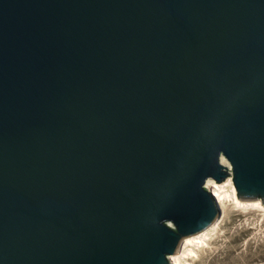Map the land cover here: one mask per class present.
Here are the masks:
<instances>
[{
  "label": "water",
  "instance_id": "1",
  "mask_svg": "<svg viewBox=\"0 0 264 264\" xmlns=\"http://www.w3.org/2000/svg\"><path fill=\"white\" fill-rule=\"evenodd\" d=\"M227 177L264 205V0H0V264H171Z\"/></svg>",
  "mask_w": 264,
  "mask_h": 264
},
{
  "label": "rangeland",
  "instance_id": "2",
  "mask_svg": "<svg viewBox=\"0 0 264 264\" xmlns=\"http://www.w3.org/2000/svg\"><path fill=\"white\" fill-rule=\"evenodd\" d=\"M262 206L263 208H241L233 204L225 205L206 245L197 249L188 263L264 264V205ZM176 251H179V247Z\"/></svg>",
  "mask_w": 264,
  "mask_h": 264
},
{
  "label": "bare ground",
  "instance_id": "3",
  "mask_svg": "<svg viewBox=\"0 0 264 264\" xmlns=\"http://www.w3.org/2000/svg\"><path fill=\"white\" fill-rule=\"evenodd\" d=\"M214 185V186H213ZM212 185V194L216 197L217 205L219 207L220 213L224 211V207L227 204H233L234 206L246 208V207H261L263 208L259 200H240L236 196V190L227 178L221 183L214 182ZM218 218L212 222L204 230L184 238L182 243L179 246V251L174 252L170 255L169 260L171 264H189L188 259L195 256V251L206 245V241L211 231L214 229L215 225L218 222ZM197 253V252H196Z\"/></svg>",
  "mask_w": 264,
  "mask_h": 264
},
{
  "label": "built area",
  "instance_id": "4",
  "mask_svg": "<svg viewBox=\"0 0 264 264\" xmlns=\"http://www.w3.org/2000/svg\"><path fill=\"white\" fill-rule=\"evenodd\" d=\"M227 178H229V180L231 181V183H233L232 180H231V177H227ZM227 178H226V179H227ZM226 179H225V180H226ZM213 183H214V182L208 184V186H209V191H210L211 194H212V185H213ZM213 186H214V185H213ZM212 196H213V194H212ZM213 197H214V199H215V201H216V203H217L216 197H215V196H213Z\"/></svg>",
  "mask_w": 264,
  "mask_h": 264
}]
</instances>
